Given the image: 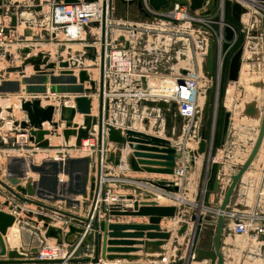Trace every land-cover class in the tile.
I'll return each mask as SVG.
<instances>
[{
  "label": "water",
  "instance_id": "obj_1",
  "mask_svg": "<svg viewBox=\"0 0 264 264\" xmlns=\"http://www.w3.org/2000/svg\"><path fill=\"white\" fill-rule=\"evenodd\" d=\"M58 1V0H55ZM64 2H73L78 0H63ZM93 1V0H86ZM150 4L155 8L159 9L161 6L166 5L168 0H149ZM203 0H190L189 7L190 9H198L202 7ZM264 5V0H262ZM126 5V6H125ZM128 5V6H127ZM114 14L117 17H122L130 20H147L151 21L153 16L147 12L141 0H115ZM135 7L134 14H127L125 12V7ZM121 7V9H119ZM231 11L232 15L236 20L241 19L242 13L247 11V8L238 0L231 1ZM1 12V9H0ZM123 12V13H121ZM218 16L214 17L215 22L213 27L218 28ZM12 24L16 23V16H11ZM262 34H263V57H264V8L262 10ZM237 29L234 23L225 21L224 24V41L222 42V50L226 51L231 46V41L234 38ZM86 49H90V46L87 45ZM20 51L23 55L19 65L10 66L7 70H22L26 65L33 67L34 71H38V74H33L39 79L47 80L48 76L45 70L49 69L50 79H61L67 77L69 80L76 85L77 91L80 93L75 94L74 104L72 106L67 104H61L59 107V120H54V111L56 108L52 104L41 105L40 99L34 97L32 99H24L20 102L22 110L25 111L26 119L20 120V126L28 128L29 130V139L36 143L39 147H47L50 145L49 138L45 135L50 132H55L58 126L59 121H64L65 127L62 128V136L65 141L69 140V136H75L74 144L79 146L81 144L82 138H87L89 136V130L93 125H97L98 132H100L103 121H105V126L107 128V140L114 143L116 147L122 148L127 144L131 145L132 152L127 155L126 162L127 167L131 170H146L154 172H164V173H174L176 165V154L177 148L171 142L169 137H173L171 133H166V136H161L153 132H146L140 129H135L131 127L129 121H120L118 126H115L114 123H111L107 120L108 115L102 114L101 100L99 98V107L98 115L91 114V98L87 95L88 92H95V81L90 78L87 70L81 68L78 71V75H74L71 68H67L69 65L68 60H60L58 62L50 60L46 52L36 51L33 54L26 53L30 52V47L22 46ZM244 47L243 45L239 46L231 55L229 64H228V73L227 79L229 81H235L239 77L241 65H242V56H243ZM87 56L94 58V53L92 51L87 52ZM214 61H215V49L213 38L209 39V46L205 58L202 63V69L205 75L208 78H212L214 75ZM43 68H41V66ZM56 66L62 67L59 70V74L54 75V68ZM45 69V70H42ZM184 73L185 70L183 69ZM58 75V77H57ZM29 80V79H28ZM84 81H88L90 87H84ZM182 82V79H179ZM15 90L19 87L18 80L14 81ZM258 86H263L264 90V81H258L256 83ZM44 87L42 86V89ZM57 89L63 90L60 86H56ZM84 91V93L82 92ZM212 86H207L205 88V98L203 101L200 124L198 129V146L195 150H191L190 154V164H194V157L199 154L204 153L206 148V141L211 140L214 133V123L215 117L212 109ZM137 104L146 105L148 107H167L175 106V102H167L165 100H141ZM253 106H248L246 111H253ZM76 112L82 113V122L81 124H76L73 122V117ZM230 110L226 109L223 115V124H222V140L224 141L228 126L230 122ZM107 120V121H106ZM50 122L53 127L51 130L43 127V122ZM121 122V124H120ZM264 138V92H263V103L260 114V122L258 125L257 133L253 144L246 155L244 161L240 164L235 172L230 174V181L226 187V190L219 202L218 212L216 215V220L213 221L214 232H213V241L210 247H202L198 245L200 239V233L202 226L206 222H212L207 215L203 214L198 210L189 216V220L192 222L190 228L189 244L188 250L186 251L185 261L179 260V262L188 264L191 260V255L195 253V257L198 259L207 258L209 259V264H224V258L222 251L220 249V242L223 232L224 216L223 212L226 206L229 203L233 189L235 188L238 180L250 165L254 159L261 143ZM137 157V158H136ZM119 151L109 152L106 160L117 165L120 163ZM17 161L16 163H14ZM92 156L83 155V156H62L57 159H46L43 160L40 164L31 163L30 166L32 169L40 171L39 184L48 189L52 193V197H60L65 199L68 205L74 204L78 205V200L76 199V194H82L83 196L87 195V180L89 176V170L91 167ZM124 163V162H123ZM150 165H159V166H150ZM27 161L24 157L9 156L7 162L8 176L7 179L15 187L13 189L8 184L4 183L9 192L18 199L30 200L25 195H31L32 190L28 184V180L24 179L21 182V177L26 175ZM188 166L186 165L185 168ZM60 172L67 174V180L63 185L58 189L60 178L58 175ZM23 179V178H22ZM139 181H144L154 187L160 188L165 191L178 192L179 185L172 180L165 179H149V178H139ZM2 182V181H1ZM125 188H132L134 194H118V197L121 200H130L131 203L129 207L126 205H116L111 206L110 208H102V211L105 213V217L99 218L98 213H95L93 217L91 213L88 216H81L62 210L60 208L51 206L49 204L38 203L43 207L57 211L63 215L72 217V223L68 225V230L63 232L61 228L54 227L49 224L50 217L45 214H38V218L43 220V226L45 227L44 235L46 237H54L58 243L67 242L70 245H74L82 236V233L85 229L86 224L92 226L93 231L88 232L82 238L83 243L82 247H85L86 243H90L92 247V255H84L80 257H73L71 261L76 264H144L143 262H132L133 259H137L140 255L135 254L137 250H145L147 245H154L155 249H158V245H161L171 239L172 232L169 229H163L160 226V221L163 216H175L179 213V207L176 204H159L155 200H138L139 195H144L145 197H158L156 192H153L147 188H144L139 185H134L131 182H121L120 184ZM215 188L217 187V182L215 183ZM90 191L95 188V179L91 178L89 184ZM21 194H20V193ZM39 192V191H38ZM138 195V196H137ZM9 204V200H4L0 202V256L8 254V258H0L1 263L9 262H18L25 260L27 262L35 261L34 258H25L23 257L26 252L18 251L14 248H7L5 235L8 226H10L15 221V215L11 212L1 209V204ZM202 202L200 203V205ZM16 210L20 209V206H15ZM110 215H147L148 222H109ZM188 223L186 221L182 222L179 228L176 230L178 235H181L186 231ZM132 229L131 231H125L124 229ZM145 237L146 240L134 239V238H121V237ZM120 237V238H117ZM35 251V249H33ZM100 258H106L112 260L114 258L127 259L126 261H119L118 263H111L110 261H101ZM178 262V263H179Z\"/></svg>",
  "mask_w": 264,
  "mask_h": 264
},
{
  "label": "built area",
  "instance_id": "obj_2",
  "mask_svg": "<svg viewBox=\"0 0 264 264\" xmlns=\"http://www.w3.org/2000/svg\"><path fill=\"white\" fill-rule=\"evenodd\" d=\"M47 1L48 3L45 5V11L41 12L43 17L42 23L39 24L32 21L39 27L38 34L33 33V35L39 40L50 42L54 38L59 37L60 34L68 41L82 40L86 39L88 36L96 38V41L88 44L90 49H86L87 45H84L85 48L81 56H84L82 58L87 57L88 62H82L83 60H81L79 56L81 62H78L77 66L74 67L76 76L81 68H85L90 78L94 79L95 91L101 100L102 111L106 109L108 112L111 105L110 103L116 101L121 102V104H123L122 106L125 104L130 106H134V104L140 105L137 103L141 100H165L169 103L173 101L177 106L179 116L183 120L181 135L186 136L193 134L198 137L196 134H198L200 124L199 113L201 110L199 102L200 86L198 82L211 79L206 78L202 69V63L209 46V39L213 38L214 41V72L218 80H220L222 75L225 56L230 49L226 51L222 50L224 24L226 21L224 19L223 10L221 12L215 11L205 15L196 14L199 9L205 7L207 0H203L201 8L194 10L189 7L190 0L182 4L179 1H175L171 8L165 10L163 9L165 5L161 6L159 9H155L150 4L149 0H141L144 9L153 16L151 21H147L130 20L115 16L112 0H78L73 2H64L63 0ZM7 3V0H0V47H5L0 55L5 58L7 52V60L11 61L8 64V69L10 66L20 64L23 58L20 48L22 46L30 47L27 45L28 43L22 39V35L24 34L26 40L29 37V33L33 32L32 25H34V23L20 20L21 10H18V8H15V10L10 9L11 7L9 8ZM12 15L16 16V23L14 25L11 23ZM215 16L219 17L216 21L218 23L217 29L213 27ZM20 23H23V30L21 33L17 31V26ZM91 25L94 29L90 27ZM10 35H14L13 39L7 38ZM236 35L237 32L231 41L232 44L236 39ZM12 45H14V49L11 51ZM191 45L198 52L199 56H194L191 64H186L185 62L179 65L178 59L180 55L183 54L182 48ZM88 51L94 53V58L87 56ZM42 52H46L49 59L54 60L51 59L52 56L50 53L47 51ZM33 53H31L30 47V52L26 53L25 56ZM166 54L172 55L171 62L173 67L169 69V72L162 71V68L159 67L160 64H164L160 59L166 56ZM69 59H72V56L62 60ZM173 59L175 60L173 61ZM181 59L183 60V58ZM60 60L61 59H59V61ZM40 66L43 68L42 65ZM58 67L59 68L56 66L53 69L54 74L57 72L56 68L58 69V73L62 68L60 66ZM91 67L97 70V77H93L92 70L90 71L89 69ZM165 67L166 66H163V68ZM67 68H69V65ZM7 69L3 70L2 75L8 71ZM71 69L73 70V68ZM183 69L185 70L184 73L182 72ZM45 71L50 75L49 69ZM180 78L182 82L179 81ZM115 82H121V85H119L117 89L111 90L110 85ZM84 83H86V81H84ZM93 93L95 92H88L87 95L90 97ZM74 96L75 94L73 95V100ZM20 97V102L24 99H32L34 97L41 99L40 94H21ZM66 100L65 95H63L62 98L59 97V102L57 101L58 105L54 104L57 102L49 104L54 105L57 110L62 103L66 104ZM103 114H105V112ZM104 122L105 121L102 123L100 132H98L97 126H95V128L92 126L89 130V136L87 138H82L79 146L73 144L77 150H85L86 153L94 155L95 188L92 191V203L86 214V216H88L91 213L90 217H93L95 213H98L99 217L100 212L105 215L102 208H110L111 206L121 204V199L118 197V192L115 190V178L110 175L108 170L107 163H109V161L106 160V157L109 154L111 147L110 143L112 142L107 140V128ZM64 127L65 124L63 121V128ZM21 128L24 129V132L18 134L20 138H14L21 149H23L24 144H34L36 149L45 148L37 146L35 142L29 139L28 128ZM58 132L57 130L55 131V133L59 134ZM6 136V134H0L3 140ZM187 138L189 137H186V139ZM84 140H86L85 143ZM180 146H183V144ZM180 148L181 147H178V149ZM181 151L183 152L184 149L181 148ZM186 163L187 162L183 161L176 169V172L182 174L186 169ZM12 205L15 207L18 204L13 203ZM35 205H38L41 209L47 210V208L38 203H35ZM204 208L205 210H203ZM200 210L212 221L206 223L214 224L213 221L216 220L214 216L217 215L218 207L209 208L207 210V207L202 203L200 205ZM30 211L33 212L32 210H29V212ZM223 216L224 224L222 234L227 233L230 239L225 242L227 243V247L223 245L220 246L224 264H264V242L253 248L250 246H241V244H237L233 241V238L237 236H241L242 238L252 236L255 238L264 234V211L257 205L228 204L223 212ZM64 217L65 218H62L60 221L61 225H59L63 232L68 230V225L73 221L70 216L65 215ZM91 231H93L92 226L89 223L86 224L81 238L74 245H70L72 248L66 246V242H52L44 235L42 246L35 250V255L33 256L35 260L41 262L34 263L76 264L71 261V255L82 245V238L84 235ZM44 232L45 227L43 226V234ZM51 243H55V245L51 246ZM188 244L189 239L186 251L188 250ZM85 249L87 250L83 252L84 255H92L90 243L85 244ZM186 256L187 255H185V257ZM191 256V260L188 264H193V262L197 264H209V259L207 258L198 259L195 257V253ZM181 264H184V262Z\"/></svg>",
  "mask_w": 264,
  "mask_h": 264
},
{
  "label": "rangeland",
  "instance_id": "obj_3",
  "mask_svg": "<svg viewBox=\"0 0 264 264\" xmlns=\"http://www.w3.org/2000/svg\"><path fill=\"white\" fill-rule=\"evenodd\" d=\"M8 1V7L10 9L15 8L18 10H22L20 13L21 17H24L27 15V11L32 10L34 12L33 15V21L36 23L41 24L42 23V15L41 12L45 11V5H47L48 1L47 0H7ZM175 1H179L181 4L182 3H187L189 0H169V2L163 7V9H169L173 5ZM231 1L232 0H223V5H222V0H207V4H205V7L203 9H199L196 14L199 15H205L207 13H212L215 11H222L224 13V17H226L227 21L230 20L234 23L236 29H237V37H236V42L231 45L230 49L228 50L226 56H225V61L223 64V69H222V75L220 77V80H218L215 72L213 77L210 80H203L199 81L198 85L200 86L199 89L202 93V95H205V88L207 86H212L213 88V94H212V109H215L214 112V117H215V123L214 124H221L223 121V115L224 111L226 109L232 110L233 112H244L248 106H255V104L260 101V99L263 97V92L264 90L261 89V86L256 85L258 81H264V57H263V34H262V23H261V17H262V10L264 8V5L262 3V0H255L257 4H254L253 6L250 5L249 1L245 0H238L242 4H244L249 10V12H246L244 15H241V20H236L231 11ZM15 2V3H13ZM113 5L115 4V0H112ZM126 6V5H125ZM124 6V7H125ZM128 6V5H127ZM125 12L127 14H132L135 12V7H125ZM40 9V10H39ZM114 9V6H113ZM121 9V7L119 8ZM39 11V12H38ZM193 12V11H192ZM195 13V12H193ZM225 19V18H224ZM21 20V18H20ZM21 26H17V30L21 31V28L23 27V23ZM26 26V25H25ZM33 26V25H32ZM91 28L93 27L92 25L90 26ZM240 31V32H239ZM239 32V35H238ZM61 36V35H60ZM14 35H10L7 37L8 39H13ZM36 36L33 35L31 40H29V37L25 40L24 34L22 35V39L24 41L30 42L31 45H36V47L43 49L42 51H47L48 53L51 54L52 59L55 61H59V58L62 59H68V57L73 54L79 57L78 55L83 53V49L85 48L84 45H88L94 41H96V38H91V36H88L86 39L82 40H76V41H68L64 38H55L54 40L46 41V40H39L38 38H35ZM38 39V40H36ZM7 40V39H6ZM78 44V45H77ZM243 45L245 48L243 51V56H242V68H241V73H240V78L236 82H231L227 79V73H228V64L230 57L234 50L237 49V47ZM11 51L14 49V45H12ZM8 47V46H6ZM31 47V46H30ZM3 48L5 47H0V53H2L4 50ZM182 53L178 59L179 65L187 63H192L194 56H199L198 52L191 46H186L185 48H182ZM82 55V54H81ZM80 57H84L81 56ZM63 57V58H61ZM183 58V60L181 59ZM87 60V57H86ZM175 59H173L174 61ZM11 61L7 60V52L5 55V58L0 55V79H2V73L3 70L7 69L5 68ZM14 66V65H13ZM24 74H38L36 71L33 70V67L30 66L28 70L24 71ZM3 75L7 76L9 75L6 71ZM10 76L12 78L6 79V80H0V134L6 133V137H10V139H14L15 137L20 138L18 134L21 132H24L23 128L20 126V120H25L26 119V114L25 111L22 110L20 106V96L21 94L24 95H33V94H40L41 99L45 103H54L57 102L59 97L62 98L64 94H68L69 92H64L63 90L57 89L56 87L54 89H51V85L49 88L45 91H41L40 88L42 86L40 84H35L33 83L34 81H30L28 84L25 83L23 84L24 86L20 87V73H17V78L14 77V73H11ZM16 78V79H15ZM20 80H19V79ZM18 80L19 82V87L17 90L14 88V81ZM11 81V82H10ZM33 83V84H31ZM50 83V82H49ZM85 86L90 87V84L88 81L84 83ZM37 87V88H36ZM22 89V90H21ZM96 90V89H95ZM96 94V91H95ZM202 96L199 98L200 104L203 103L205 96ZM97 96V95H96ZM67 99V98H66ZM97 102V112L96 114L93 115H98V107H99V97L97 96L96 99ZM96 102V101H95ZM2 104L6 105L3 106ZM135 105V104H134ZM111 106V105H110ZM139 105L134 106L136 111L134 113H129V109L132 107L130 105L125 104L124 109L128 110H123L126 113L120 115L116 113L117 108L114 107L112 108L114 110V114H109L112 113L110 109H108V112L106 109L102 111V114L107 112L108 118L107 120L111 123L118 124L117 121L118 119H123L126 117L129 118V124L130 125H135V124H144L148 125L149 128H151L153 131L159 132L162 131L164 132V135H166L168 130V122L169 120L174 119L173 115L175 111H169L168 106L159 108V107H148L145 109V112H143V115L141 113L142 105L137 107ZM241 108L237 109V108ZM171 108V107H170ZM169 108V109H170ZM7 109V110H6ZM15 109V110H14ZM132 109V108H131ZM116 111V112H115ZM3 113L5 114L3 116ZM129 115H128V114ZM7 114V115H6ZM142 115V116H141ZM260 117V115H259ZM259 120V118H258ZM81 121V120H80ZM173 122V120H172ZM180 122L176 124V129L175 132L171 133V135H174L173 137H180L179 142L182 141L184 146L186 148H193V150L196 149L198 146V143H196V139L198 138L197 136L193 134L189 135H181L182 129L181 126H179ZM223 124V123H222ZM46 125V124H45ZM259 125V124H258ZM9 126V127H8ZM50 128H52L51 124L48 125ZM60 133L55 135L57 136L59 142L50 144V146L45 147V149H57L56 151L52 152L51 150L47 151H42L40 149H36L34 144L30 145H23V149L19 152H22V155H26L25 159L27 161V165L34 163V164H40L43 160H46V156L48 153L51 155L49 156L50 159H57L62 156H83L87 155L85 150H77L75 149L74 140L73 138L71 144L66 145L63 144L64 141L62 140V130L59 131ZM170 133V132H168ZM17 135V136H16ZM198 135V134H196ZM182 137V138H181ZM186 137H189L186 139ZM56 140V138H55ZM63 142V143H62ZM174 143V145L177 147L178 143ZM195 145V146H194ZM197 145V146H196ZM0 147H8L10 149H16L19 148L17 144H13L12 142H5L3 139L0 137ZM33 148V149H32ZM195 148V149H194ZM80 151V152H79ZM214 151V147H210V141L209 139L206 141V148L204 150V157H208L209 154H212ZM14 152V151H13ZM212 152V153H211ZM47 153V154H46ZM7 162H8V157H5L3 154L0 155V199H5L6 195L9 197L15 198L16 200H19L20 203H24V209L20 211L19 213L16 212V207L13 205L9 204H4L2 203L1 205L4 207L5 211L11 212L15 215V218H18L17 223V228L11 231V228L8 230L7 236L5 235V240H7V248H14L17 249L18 251L26 252L23 257L25 258H33L35 255V251L33 249H37L38 247L42 246L43 241H44V234H43V220L38 218V214H45L49 216L52 221L54 222L55 226L61 225L60 221L62 218H65L63 214L58 213V212H53L50 210L46 209H41L38 205H35V203H44V204H49L51 206L60 208L62 210L72 212L74 214H78L81 216H86L88 209L92 203V196L90 197L88 194L86 196H82L80 194H76L75 197L78 200V205H68L66 201H62L60 197H55L53 198L52 196L49 197L50 193H48V189L44 186H41L39 184V193H41L40 196H33V195H28L26 194L25 196L29 198L30 200H22L18 199L15 196H13L8 188L5 187L3 184L6 183L9 186H11L13 189H15L14 186L9 182L7 179L8 176V170H7ZM204 167H205V162H204ZM40 173V171H39ZM32 179L36 178L39 179V176L37 173H32ZM67 174H63V176L58 175L60 178L58 189L63 185V183L66 182L67 180ZM95 176V169L93 164H91L90 170H89V176H88V182H87V192H90L89 184L91 182V178ZM26 178V177H25ZM198 182L194 186L196 189V194L195 197L192 198L193 200V205L196 204L199 208L200 203L206 204V197L205 195L203 196V179H204V172L202 171L201 175L197 178ZM2 181V182H1ZM39 181V180H35ZM190 185V191L193 188V183H189ZM93 191V190H92ZM190 191L188 193V196L190 197ZM20 193V192H19ZM6 194V195H5ZM21 194V193H20ZM80 195V196H78ZM7 199V198H6ZM184 204H182L183 206ZM192 205V206H193ZM28 209V210H27ZM29 210H32L33 212H29ZM17 213V214H16ZM15 233L17 234V241H12L11 237L13 238ZM14 234V235H13ZM19 237V239H18ZM200 239L198 242V245L202 247H210L212 245L213 241V228L209 227L207 223H205L202 226V230L200 233ZM49 238L52 242L56 241L54 238L47 237ZM225 236H222L220 244L223 246L227 247V243L223 241ZM230 240V239H228ZM243 240V241H242ZM233 241L236 242L237 244H241V246H247V247H255L260 243L264 242V237H245L242 238L241 236H237L236 238H233ZM67 243V242H66ZM264 244V243H263ZM66 246L70 247V244H66ZM72 248V246L70 247ZM87 250L85 247L83 248L82 245L79 246L74 253L71 255L72 257H80L84 256V251ZM233 253V252H232ZM233 255V254H232ZM9 255H1L0 258H8ZM35 261L27 262L25 260L18 261V262H9V263H1L0 264H26V263H31V264H38L34 263Z\"/></svg>",
  "mask_w": 264,
  "mask_h": 264
},
{
  "label": "crops",
  "instance_id": "obj_4",
  "mask_svg": "<svg viewBox=\"0 0 264 264\" xmlns=\"http://www.w3.org/2000/svg\"><path fill=\"white\" fill-rule=\"evenodd\" d=\"M13 3H15V2H13ZM26 13H27L26 16L20 17L21 20H23L25 22L34 23V22H32L34 12L32 10H29ZM121 13H123V12H121ZM224 18L227 21L226 17H224ZM229 22H231V21H229ZM19 26H21V25L19 24L18 27ZM92 29H94V28H92ZM22 30H23V27L21 28V31H18V30L17 31L19 33H21ZM32 30H33V32L29 33V35H28L30 37L29 40H31L33 33L38 34V32H39V27L36 23H34V25L32 26ZM239 32H238V34H239ZM60 35L61 36L56 37V38H63L62 34H60ZM236 37H237V35H236ZM36 40H38V39H36ZM26 42L28 43L27 45L31 46V53H33L37 50H43V49L36 47V45H31L30 42H28V41H26ZM81 54H82V52H81ZM80 55H78V56H80ZM70 56H72V59H69V61L76 58V55L71 54ZM171 57H172L171 54H166V56L161 57V59L159 58L161 61L164 62V64L159 65V67L162 68V71L169 72V69L171 67H173L172 62H171ZM61 58H63V57H61ZM51 59H52V57H51ZM81 60H84L83 62H88V59L86 60V58H81ZM17 65H19V64H17ZM8 66L9 65H7L5 68H7ZM163 66H166V67L163 68ZM57 68H59V67L57 66ZM57 68H56L57 72H55V74H59ZM69 68H71V67H69ZM28 69H29V67L26 70H28ZM89 69H90V71L92 70V75L94 74L93 77H96L97 75H95V71H94L96 69H94V68L93 69L89 68ZM74 71H75V69H74ZM7 73L9 75H7V76L2 75L4 77H2V79H0V80H6V79L12 78L10 76L11 73H14V77L17 78V73H20V72H17V71L8 72L7 71ZM74 75H75V72H74ZM25 76L30 77L32 75L31 74H25ZM47 76L49 77V74H47ZM21 77L22 76L20 73V79H21ZM36 81H38L39 84H41L43 82L41 85H44L45 88L41 91H44V90L46 91L49 88V86L52 85L51 83L48 82L49 81L48 79L43 81V80L36 78ZM83 85H84V87H86L85 84H83ZM119 85H121V82L111 83V85H110L111 90L117 89ZM22 86H24V85L22 83V80H20V87H22ZM64 95L67 98V100L65 101L67 103V105L72 106L74 104V100H73L74 93H70L69 95L68 94H64ZM96 95L97 94H95V95L92 94L90 96V98L92 100L91 101L92 114H96V112H97V102L98 101L96 100L97 99ZM19 96H21V95H19ZM95 101H96V103H95ZM58 102L54 103V104L58 105ZM262 103H263V97L260 99L259 102L257 100V103L254 106V110L250 111V112H248L246 110L244 112H233L232 110H230V112H231L230 122H229L228 131H227V134H226L224 141L222 140V123H223V121L219 125L214 124L213 137L211 140H209L210 141V147L211 148H212V146L214 147L213 153L211 152L212 154H209L207 158L204 157V154H200L198 156H195L193 165L190 164V154H189V152L191 150H193V148H191V149L186 148V146H184L182 141L179 142L178 146H177L176 165L174 167L175 168L174 173L154 172V171H146V170H131L130 168L125 167V155L131 154V152L133 150L132 147H130L131 145H129V144H127L126 147H123L120 149V152L122 153V157L119 158L120 159L119 164L115 165L111 162L107 163L110 175L113 176V178H115V190L118 192V194H134V191L132 188H125V187H122L120 185L121 182L126 181V182H131L134 185L137 184L139 186L147 188V189H149L153 192H156L158 194V197H151V196L145 197L144 195H139V197H137V198H139L138 199L139 201L140 200H144V201L155 200L159 204H176V205L180 206L179 207V213L177 215H175V216H163L161 221H160L161 228L169 229L172 232L171 239H169L168 241H166L165 243H163L161 245H158L157 246L158 249H155V247L150 246V248L147 247L145 250L135 251L134 253L140 255V257L137 259H133L132 262H143L144 264H178L179 260L185 261V259H186V257H185L186 246H187V242H188V239L190 236V228L192 225V222L189 220V216H190V214H192L198 210V208H197L198 206L196 204L193 205V203H192L193 202L192 198L195 197V194H196L195 189L197 187L195 188L194 186L198 182L197 178L201 175V173L203 171L204 172V179H203V183H202L203 189H204L203 196L205 195V197H206V204L203 203L204 206L207 207V210L209 208L218 207L219 202L221 201V198H222V196L226 190V187L230 181V174L235 172L237 170V168L240 166V164L244 161L246 155L248 154V152H249V150L253 144V141H254L256 133H257L258 124L260 122L259 115L261 114ZM41 104H42V106H44V105L49 104V103H45L42 100ZM110 104H111V106L109 108L110 111L113 110L112 108L116 107L117 112L116 111L115 112L120 114V115L126 113L123 110H128V109H124L125 107L122 106L123 104H121V102H119V101L112 102ZM2 105L6 106L4 104H2ZM202 105H203V103L200 104L201 109H202ZM134 106H136V105H134ZM134 106L131 107L132 109L131 108L129 109L130 114L134 113V111H136L135 109H133V108H135ZM139 106H141V104ZM139 106H137V107H139ZM146 108H147L146 106L142 105V109H141L142 115H143V112H145ZM166 109H168L169 111H171V110L175 111L174 115H173L174 119H172L173 122H172V120H169V122H168V130L169 131H167V132L173 133V132H175L176 124L178 122H180L179 126H181V128H182V121L183 120L178 114V109H177L176 105L175 106H168V108H166ZM237 109L241 110L240 107ZM111 112L112 113H109V114H114V110ZM4 115L5 114L3 113V116ZM200 116H201V110L199 113V117ZM53 118H55L54 120H59V109H57L55 111ZM258 118H259V120H258ZM81 119H82V114L77 112L75 115L74 121L78 122V124H81V122H82ZM128 119L129 118H127V117H126V119L121 118L120 121L124 122ZM47 123L48 122H45L43 127L51 129ZM115 126H118V124H115ZM131 127L135 128V129H140V130H143L146 132H153V133L161 135V136H165L163 134V130L159 131V132L151 131L152 129L149 128V126H148V129L146 130L144 124H141V123L131 125ZM61 128H63V122L60 124V127L57 129V131H60ZM0 132H1V130H0ZM58 133H60V132H58ZM4 134H6V133L4 132ZM45 136L49 138L50 144H52V142H53L52 140H54L55 138H56V140H55L56 142L54 141L53 143H57V141L59 142V140H60V139L58 140L59 137L57 138V136L55 134L54 135H47L46 134ZM9 138L10 137H8V138L6 137L3 140L4 143L5 142H8V143L12 142V145L17 144V146H19V148L10 149L8 147H6V148L0 147V155L3 154L5 157H9L10 155L16 156V157L22 156L25 158L26 155H22V152H19L22 149L20 148V145L18 144V142L15 141V139L9 140ZM73 138H74L73 135L69 136L68 141H65L64 138H62V140L64 141V143L63 142L62 143L69 145V144H71ZM197 140H198V138L195 141L196 143H198ZM182 144H183V146H180ZM110 145H111V147H110L109 152L115 151L116 149H118L114 143H110ZM173 145H174V143H173ZM48 146H50V145H48ZM178 147L183 148L184 151L182 152L181 148L178 149ZM40 150H42V151L51 150L52 152H54L57 149L40 148ZM88 155H90V154H88ZM49 156H51L49 153L46 156L44 155V157H46V159H49ZM74 156H77V155H74ZM91 156H92L91 164H94V157H93L94 155H91ZM65 157H66V155H65ZM27 161H29V160H27ZM183 161L187 162L186 165L188 167L184 170V172L182 174H179L178 172H176V169L178 168V166H180V164ZM16 162L17 161H15L14 163H16ZM204 162H205V167H204ZM28 165L29 166L27 167V175L28 176L29 175L34 176V174H32L34 172L31 170L30 164H28ZM150 166H159V165H150ZM37 174L40 175V173H37ZM63 174H64L63 172H60V176H63ZM139 178H149V179H154V180H157V179L172 180V181H175L179 185V191L178 192L165 191V190H162L160 188L154 187V186H152V185H150L144 181H139L138 180ZM35 180H39V179H37V177L32 179V182L36 184L35 191L38 192L40 190L39 185H38L39 181H35ZM190 182H191V184L193 183V188L191 189V191H190V185H189ZM216 182H217V187L215 188L214 186H215ZM189 191L191 194L190 197L188 196ZM36 192H35L34 196H38L36 194ZM51 196L52 195H50L49 197H51ZM4 198H5L4 200H9V203L11 205L13 203H17L18 205H20V208H22V209L25 208L24 203H20L19 200H16L15 198L9 197L8 195H6V197H4ZM161 198H163V200ZM4 200L0 199V202H2ZM130 203H131V201L129 199L128 200H121L122 206L127 205L129 207ZM182 204H184V205L182 206ZM228 204L229 205L244 204L247 206L257 205L260 207V209L262 211H264V138L262 140V143H261L254 159L252 160L250 165L247 167V169L244 171V173L242 174V176L238 180L235 188L233 189V192L231 194V197H230ZM1 209L4 210V207L2 205H1ZM203 210H205V208ZM103 217H105V215L102 212H100L99 218H103ZM215 217L216 216H214V218ZM108 221L109 222H138V223L139 222H148V216L147 215H110ZM168 221L171 222L170 226L167 225ZM184 221H186L188 223L186 231L184 233H182L181 235H178L176 233V230L179 228L180 224ZM207 224L209 227L213 228V232H214L215 224H209V223H207ZM124 230L125 231H131L132 229L128 228V229H124ZM11 231H12V229H11ZM222 236H225L223 241L227 242L229 239L228 234L223 233ZM259 236L264 237V234H261ZM117 238H120V237H117ZM121 238H134L136 240H138V239L146 240V238L144 236L143 237H121ZM12 241H14L13 238H12ZM100 260L102 262L108 261V259H106V258H104V259L100 258ZM126 260L127 259L122 258V259H115L112 262L118 263L119 261H126ZM179 264H181V262H179ZM193 264H197V263L193 262Z\"/></svg>",
  "mask_w": 264,
  "mask_h": 264
},
{
  "label": "bare ground",
  "instance_id": "obj_5",
  "mask_svg": "<svg viewBox=\"0 0 264 264\" xmlns=\"http://www.w3.org/2000/svg\"><path fill=\"white\" fill-rule=\"evenodd\" d=\"M10 1V0H9ZM243 1V0H242ZM246 1V3H247V1H249V3H250V5L251 6H253L254 4H257V2L255 1V0H245ZM246 12H249V10H247ZM246 12H244V14L246 13ZM243 14V15H244ZM12 23V22H11ZM14 25V24H13ZM245 49V48H244ZM245 51V50H244ZM69 61V60H68ZM84 61V60H83ZM82 61V62H83ZM78 62H81L80 61V59H79V57H77L76 56V58L75 59H73V60H71V61H69V67H71V68H73V70L75 69V67L74 66H77V64H78ZM15 66V65H14ZM28 67H30V65H26L25 66V68H23L22 70H20V71H18V70H14V71H17V72H20L21 73V80H22V83L23 84H25V83H29L30 81H34L33 83H35V84H39V82L38 81H36V78L37 79H39L37 76H35V75H32V76H30V77H26L25 76V74H24V71L28 68ZM92 68V67H91ZM241 68H242V66H241ZM95 71V75H98V73H97V70H94ZM9 72H13V71H9ZM75 72V71H74ZM73 72V73H74ZM240 73H241V69H240ZM240 73H239V77H238V79L237 80H235V81H231V82H236V81H238L239 80V78H240ZM94 75V74H93ZM50 77V76H49ZM48 77V82H50L52 85H51V89H54L56 86H60V88L61 89H63V91L64 92H69V94L70 93H74V94H76V93H80V92H78L77 91V87H76V85L78 84V83H74L73 81H71V80H69L67 77H63V78H61V79H50ZM58 77V76H57ZM97 77V76H96ZM206 78L208 79V77L206 76ZM29 79V80H28ZM40 80H42V79H40ZM37 82V83H36ZM42 82V81H41ZM33 83H31V84H33ZM43 83V82H42ZM41 83V84H42ZM40 84V85H41ZM84 84V83H83ZM42 86V85H41ZM84 86V85H83ZM43 87H44V85H43ZM37 88V87H36ZM45 88V87H44ZM43 88V89H44ZM42 88H40V90H43ZM261 89H263V86H261ZM82 92V91H81ZM84 92V91H83ZM82 92V93H83ZM202 93H204V91L202 92V91H200V96H199V98L200 97H202L203 95H202ZM67 94V93H66ZM93 95H95V93H93ZM92 101V100H91ZM200 102V101H199ZM40 103H42V100L40 99ZM66 103V102H65ZM96 103V102H95ZM67 104V103H66ZM42 105V104H41ZM71 106V105H70ZM56 111V110H55ZM55 113V112H54ZM77 113V112H76ZM76 113H75V115H76ZM78 113H80V112H78ZM80 114H82V113H80ZM91 114H92V110H91ZM75 115H74V117H73V122H75L74 121V118H75ZM82 120V119H81ZM120 119H118V121H119ZM117 121V123H119ZM45 122H48V121H44L43 122V125H44V123ZM63 121H59V124H58V126H57V128H56V130L60 127V124L62 123ZM76 124H78V122H75ZM48 125H50V122H48L47 123ZM120 124H121V122H120ZM94 126V128H95V126H97V125H93ZM145 126V129L147 130L148 129V125H144ZM151 131H153V130H151ZM55 134V132H50V133H48L47 135H54ZM163 134H164V132H163ZM19 136V135H18ZM166 136V135H165ZM54 139V138H53ZM169 139H170V142L173 144V143H176V142H179V139H180V137H176V138H174V137H169ZM53 142L55 141V139L54 140H52ZM56 142V141H55ZM86 142V140H84V143ZM126 147V146H125ZM118 148V147H117ZM123 148V147H122ZM177 148V147H176ZM84 149V148H83ZM120 149L121 148H118V149H116V151L118 150L119 151V156L120 157H122V153L120 152ZM128 155V154H127ZM127 155H125V167H127V162H126V157H127ZM200 155V154H199ZM129 156V155H128ZM31 170L34 172V173H39V170H36V169H32L31 168ZM25 177H26V180H28V184H29V186H30V188H31V190H32V193H30L31 195H35V187H36V184L35 183H33L32 182V176H28L27 175V169H26V175L25 176H23V177H21V182H23L24 181V179H25ZM23 178V179H22ZM38 185H39V183H38ZM40 188V187H39ZM36 194L38 195V196H40L41 195V193H39V192H36ZM87 194L91 197L92 196V191H90V192H87ZM80 195H82V194H80ZM80 195H78V196H80ZM83 196V195H82ZM162 200H163V198H161ZM62 201H65V199H61ZM124 200H126V199H124ZM20 211H22V209L20 208V209H18V210H16V212H20ZM18 218H16L15 219V221L10 225V226H8V228H7V231H6V233L8 234V230H9V228H11L12 230H13V232H14V229L15 228H17V223L16 222H18V220H17ZM49 224L50 225H52V226H54V227H59V226H55L54 225V222L52 221V219L50 218V221H49ZM167 225L168 226H170L171 225V222H169L168 221V223H167ZM60 228V227H59ZM7 234H6V236H7ZM14 235V234H13ZM51 238H54V237H51ZM11 239H12V237H11ZM13 239H14V241H17V234L15 233V235H14V237H13ZM18 239H19V237H18ZM55 240H56V238H54ZM20 240V239H19ZM7 241V240H6ZM7 243V242H6ZM52 245L51 246H53V245H55V243L53 244V243H51ZM150 246H153V247H155L154 245H147V247H149L150 248ZM146 247V248H147ZM115 259H118V258H114V259H112V260H110V262L111 263H115V262H112L113 260H115ZM109 261V260H108ZM26 264H31V263H26Z\"/></svg>",
  "mask_w": 264,
  "mask_h": 264
},
{
  "label": "trees",
  "instance_id": "obj_6",
  "mask_svg": "<svg viewBox=\"0 0 264 264\" xmlns=\"http://www.w3.org/2000/svg\"><path fill=\"white\" fill-rule=\"evenodd\" d=\"M228 21H230V20H228ZM231 22H232V21H231ZM238 35H239V34H238ZM236 41H237V40H235V42H236ZM235 42H234V43H235ZM234 43H233V44H234ZM237 48H238V47H237ZM234 51H235V50H234Z\"/></svg>",
  "mask_w": 264,
  "mask_h": 264
}]
</instances>
